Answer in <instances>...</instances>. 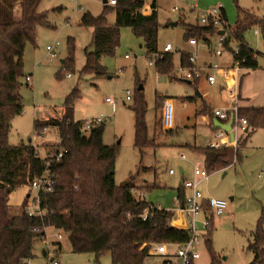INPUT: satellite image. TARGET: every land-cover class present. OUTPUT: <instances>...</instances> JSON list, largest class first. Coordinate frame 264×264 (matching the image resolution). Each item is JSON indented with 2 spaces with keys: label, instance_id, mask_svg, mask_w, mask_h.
Returning a JSON list of instances; mask_svg holds the SVG:
<instances>
[{
  "label": "rangeland",
  "instance_id": "obj_1",
  "mask_svg": "<svg viewBox=\"0 0 264 264\" xmlns=\"http://www.w3.org/2000/svg\"><path fill=\"white\" fill-rule=\"evenodd\" d=\"M193 3L197 4L199 10L223 5L227 23L233 26L237 22L239 6L256 12L259 17L264 15V0H146L143 10H158L161 23L159 51H163L167 43L174 47L173 72L180 62V49L190 48L184 38L185 25L197 23L200 14L195 11L180 18V14L173 11V7ZM39 10L47 12L48 20L54 27L40 26L36 44L31 41L26 44L21 88L25 108L23 113L13 120L9 134L10 143H27L31 139L41 157L53 155L61 142L58 129L47 128L39 136L34 132V121L61 114L66 96L78 87L81 97L75 105V118H106L104 142L119 147L115 161L116 183L121 185L133 175V192L136 196L142 195L151 204L174 211L180 208L179 187L183 188L186 181H199L198 188L205 195L224 198L229 203L225 214L214 217L215 226L211 234L212 249L219 264H254V253L249 245L254 239L253 231L256 230L259 218L264 215V128L253 132L246 143H243L244 134L241 135L238 142L231 146L241 147L236 163L227 169L207 170L203 155L193 149V146H209L215 132L207 120L213 113L212 109L207 108L204 114L207 116L206 120L200 113V108L204 100L213 108L232 106L234 98L225 88L220 89L217 83L210 85L204 79L194 85L169 74L159 73L156 63L149 64V56L153 52L147 51L143 38L135 35L128 26L121 29V41L116 55L102 59L112 77H81L80 70L86 62V49H93L92 28L82 25L81 17L86 12L94 16L101 15L104 12L103 0H41ZM14 13L16 17L19 16V4L16 5ZM106 17L109 23H115L114 11L108 12ZM179 19L182 22L176 26L171 25V22ZM255 27L260 29V34H254ZM210 39L211 47L214 48L217 38L214 36ZM245 39L254 50L264 52V32L260 26L247 30ZM56 42H59L56 48L57 56L50 59L47 45ZM71 51L75 60L72 72L62 63ZM226 55L215 59L225 58ZM153 60L155 61V58ZM258 60L259 68L244 69L247 73L243 78L242 92L250 98V104L264 106V55H260ZM69 72L71 77H67ZM27 75L32 76L29 82L25 80ZM140 84L143 85L142 94L147 103L148 137L156 143L142 152L134 144L133 107L139 97ZM127 90H130V100H127ZM188 96H195L196 99L188 101L185 99ZM240 96L241 91L239 109L242 100ZM161 100L164 105L167 101L172 104L171 128L174 131L171 133L167 131L170 127H167L164 121L165 107H159ZM158 120L161 124L160 132L156 134ZM182 154H185V157H182ZM196 167L205 169L208 176H196ZM170 169H174L175 173L171 174ZM28 194H31L29 202L33 204L37 193L31 185L18 187L9 198L11 209L17 211ZM186 194H192V190L186 189ZM202 218L204 216L198 215V219ZM197 228L200 243L196 249L200 252V258L195 264H211L212 252L207 245L205 228L200 223ZM56 232L57 230L48 229L46 240L36 241L35 252L38 255L30 259V264L46 263L40 253L49 246V241L55 238ZM59 256L62 264H113L108 252L99 258L91 252H74L66 236L62 239ZM162 261L163 258L159 256H150L147 264H160Z\"/></svg>",
  "mask_w": 264,
  "mask_h": 264
},
{
  "label": "trees",
  "instance_id": "obj_2",
  "mask_svg": "<svg viewBox=\"0 0 264 264\" xmlns=\"http://www.w3.org/2000/svg\"><path fill=\"white\" fill-rule=\"evenodd\" d=\"M41 0H0V264H30L36 256L35 243L46 240L48 229L63 232L69 239L71 248L77 253H94L97 258L108 252L113 264H147L152 256L153 243H165L176 247L191 239L192 231L171 223L172 211L136 196L134 176L121 185L116 183V157L118 145L104 142L105 122L93 128L89 134L81 132L82 120L75 119V105L81 97V90L75 87L65 98L62 113L44 120L35 119L34 132L42 135L47 128L56 127L61 142L55 152H62L59 161L41 157L30 139L27 143L12 144L9 134L13 120L23 113L25 105L21 88L24 76V52L27 42L36 44L37 30L40 26L54 27L48 14L39 10ZM146 0H117L116 4L104 3V12L94 16L86 12L81 24L92 28V50L86 49V62L81 71L83 75L100 78L112 74L102 63L106 56H115L121 41V29L128 26L138 37L143 38L148 52L159 50L158 38L161 23L158 10L146 14L143 11ZM20 6L16 17L14 9ZM114 11L115 23L108 22L106 14ZM222 14L227 16L223 7ZM181 19L177 21L179 24ZM231 27L232 36L227 38L226 47L232 53L233 42L240 41L241 47L234 54L244 59L242 65L248 69L260 67L258 57L253 56V48L245 39L247 30L260 26L264 32V15L238 7L236 24ZM184 38H196L199 42L210 41L217 28L212 25L187 23ZM236 38H234V37ZM73 50V47H71ZM157 59L159 73L179 78L174 68L173 51H162ZM180 61L187 66L188 53L180 55ZM69 71H73L75 60L73 52L62 61ZM174 73V74H172ZM26 80V77H25ZM193 82L192 84H195ZM28 85V84H27ZM139 85V97L133 107L135 113V146L141 150L156 145L148 137L146 122L147 103ZM194 101L195 96L185 98ZM162 101V100H161ZM163 101L159 104L161 108ZM204 115L206 108L200 110ZM240 118L247 120L248 131L244 142L258 129L264 128V106H241ZM160 122L156 134L160 132ZM212 125V123H211ZM173 132V128L167 130ZM241 148V147H240ZM225 147L221 150L209 146H193L204 156V165L209 171L227 169L239 158V149ZM48 171L54 179L52 192H41V216H30L27 206L31 194L25 197L17 211L11 209L10 195L20 186L31 185L33 180ZM186 197L185 187H179V198ZM37 197L35 196L34 199ZM33 199V200H34ZM215 226L214 217L205 232L207 245L212 252L211 264H219L212 249L211 234ZM253 241L249 247L254 253V264H264V215L259 218ZM54 253L59 254L62 241H53ZM50 256L48 246L43 249Z\"/></svg>",
  "mask_w": 264,
  "mask_h": 264
},
{
  "label": "built area",
  "instance_id": "obj_3",
  "mask_svg": "<svg viewBox=\"0 0 264 264\" xmlns=\"http://www.w3.org/2000/svg\"><path fill=\"white\" fill-rule=\"evenodd\" d=\"M109 4H116L117 0H108ZM190 9L197 10L199 14V23L202 25H214L217 28V33L213 34L211 38L216 36L217 45L212 49L216 57H222L224 54H229L231 56V64L228 66L221 65L218 60L211 63H202L200 60L199 54V45L202 43L204 46H210L208 40L199 42L196 38H191L188 40L189 46L192 47L191 50L185 51V49H180L179 53L183 52L188 53V61L191 63L190 66H187L184 62L180 61L176 67V75L186 81L197 82L200 79H206L207 82L211 85H215L219 80V75L224 80L225 89L229 94L234 98V103L230 107H215L212 110V115L214 118H217L222 123L230 122L232 116H234V123L232 126V131L235 133V140H231L229 132L225 131L222 128L214 129V140L210 142L209 147L211 149L221 150L225 147H231L234 143H237L240 136L245 134V129L247 128V120L240 118L239 116V92H240V79L241 74L244 69H246L242 62L244 59L240 60L234 57L235 53L239 52L241 47L240 41H235L236 44H232L233 52L231 53L226 47L227 38L232 36L231 27L228 25L224 16L222 14L223 5L219 4L218 6L211 7L207 10H199L197 4L193 3L189 6ZM16 11V8L14 9ZM173 11L181 14L182 8L180 6L173 7ZM224 33H221V31ZM254 34H260V29L255 27L253 29ZM234 37V36H233ZM236 38V37H234ZM59 45V42H56L53 45H47V51L49 53L50 59H53L57 56L56 48ZM163 51H174V47L171 43H167ZM260 55H264V52L261 53L258 50L253 49V56L255 58ZM162 51H155L149 56V64L154 65L157 59L162 58ZM126 57H129L126 55ZM155 58V61L153 60ZM72 74L67 73V77H71ZM32 80L31 75L26 76V81L29 82ZM127 100L131 99L130 90H127ZM108 101L110 99H107ZM164 121L167 127H172V104L170 101H167L164 105ZM106 118L103 117H93L82 120L81 123V132L89 134L90 131L105 122ZM39 154V150L37 151ZM63 153L55 152L53 155H47L52 161H59ZM46 157V156H45ZM182 157H185V154H182ZM170 173L174 174L175 170L170 169ZM194 174L205 178L208 176V172L205 169H200L196 167L194 169ZM199 181H186L184 187L192 190V194L186 195L184 200H181L178 197L180 208L179 210L184 214L187 222L185 223L186 229L192 231L191 239L179 246H176L174 249L170 248L169 245L165 243H153L150 249V253L154 257H161L163 261L160 264H195V261L200 258V252L196 249L197 244L200 243V234H197L198 231L197 225L200 223L204 228L205 232L208 227L211 225L212 217H219L225 214L228 210V200L224 198L217 197H207L202 191L198 188ZM31 187L36 191V199L33 200V204L27 206V211L30 216H41L44 214V210L40 206L39 195L41 192H52L54 189V179L49 175L48 171L44 172L41 176L35 178L31 183ZM198 215L204 216L202 219H198ZM55 238L52 241H49V252L52 257L47 264H62V260L59 254L54 253L55 246L53 241H62L65 237L63 232L57 231L54 234ZM47 238V234H46ZM30 263V260L28 261Z\"/></svg>",
  "mask_w": 264,
  "mask_h": 264
},
{
  "label": "crops",
  "instance_id": "obj_4",
  "mask_svg": "<svg viewBox=\"0 0 264 264\" xmlns=\"http://www.w3.org/2000/svg\"><path fill=\"white\" fill-rule=\"evenodd\" d=\"M189 6L190 5H187V6H185L184 4H182V6H180L181 8H182V11H181V14H180V18H183L184 16H186V14L187 13H193V12H195V11H197V10H192V9H190L189 8ZM152 10H155V9H150V8H148V9H144L143 11H144V13H146V14H148V13H150ZM198 20V19H197ZM212 40L210 39V41H209V43L208 44H210V46H204V45H199V48H198V50H199V54H200V60H201V62L202 63H211V62H213V61H216L217 59H215L216 58V56H215V54L213 53V51H212V49H213V47H211V45H212ZM187 44H188V41H187ZM202 44V43H201ZM189 45V44H188ZM185 49V51H189V50H191L192 49V47L190 46V48H188V49H186V48H184ZM181 55V54H180ZM64 60V59H63ZM62 60V61H63ZM218 62L221 64V65H223V66H228V65H230L231 64V56L229 55V54H227L226 55V57L225 58H221V59H219L218 60ZM247 72L245 71V70H243V72H242V74H241V79H240V88H241V98H242V100H241V106H250V105H252V104H250V102H249V97L246 95V94H243V92H242V89H243V78H244V76H245V74H246ZM219 77H220V79L218 80V82H217V84H219V88L220 89H224L225 88V84H224V80H223V78L221 77V75H219ZM204 79V78H203ZM201 80L202 79H200L199 81H197L194 85H198L200 82H201ZM206 82H207V80L206 79H204ZM186 82H188L189 83V81H186ZM193 82H191L190 81V83L189 84H192ZM208 83V82H207ZM211 85V84H210ZM216 85V84H215ZM201 97H202V95H200ZM203 108H210V109H214L213 107H211L208 103H207V101L206 100H204V104H203V106L200 108V110L201 109H203ZM203 117L204 118H206V120H207V116L206 115H203ZM76 119V118H75ZM77 120V119H76ZM213 120H214V116L212 115L211 116V118L209 119V120H207L208 122H209V125H210V127L212 128V130H213V132H214V123H213ZM211 123H212V125H211ZM214 140V135H213V138L210 140V142L211 141H213ZM205 147V146H204ZM203 161H204V156H203ZM182 172H184L183 170H182ZM186 189L187 188H185V194H186ZM186 195H190V194H186ZM205 195V194H204ZM205 196H207V195H205ZM140 197H143L142 195L140 196ZM208 197V196H207ZM172 213H173V216H172V219H171V223L173 224V225H175V226H178V227H182V228H184L185 227V223L187 222V219L185 218V216H184V214L179 210V209H177V210H174V211H172ZM38 254H36V256H37ZM40 255H42L44 258H45V260H46V263L45 264H47L48 262H49V260H51V256H45L42 252L40 253Z\"/></svg>",
  "mask_w": 264,
  "mask_h": 264
},
{
  "label": "water",
  "instance_id": "obj_5",
  "mask_svg": "<svg viewBox=\"0 0 264 264\" xmlns=\"http://www.w3.org/2000/svg\"><path fill=\"white\" fill-rule=\"evenodd\" d=\"M103 2L107 3L108 0H103ZM177 24H178L177 21L171 22V25H173V26H176ZM221 33H224V31L222 30ZM108 77L111 78L112 76L109 75ZM189 83H190V81H189ZM142 88H143V85L140 86V89H142ZM213 123H214V127H213L214 129H218V128L224 129L225 131L229 132L231 140H233V141L235 140V133H234V131H232V126L234 123V116H232L230 122H228V123H222L217 118H214ZM247 131H248V128L245 129V132H247Z\"/></svg>",
  "mask_w": 264,
  "mask_h": 264
}]
</instances>
